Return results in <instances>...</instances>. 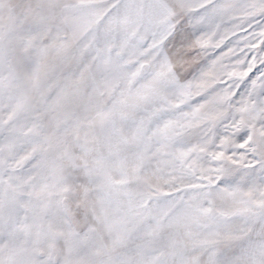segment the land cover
I'll list each match as a JSON object with an SVG mask.
<instances>
[{"label": "snow or ice", "instance_id": "6c2138e0", "mask_svg": "<svg viewBox=\"0 0 264 264\" xmlns=\"http://www.w3.org/2000/svg\"><path fill=\"white\" fill-rule=\"evenodd\" d=\"M0 264H264V0H0Z\"/></svg>", "mask_w": 264, "mask_h": 264}]
</instances>
